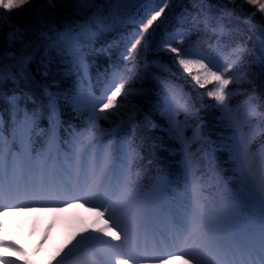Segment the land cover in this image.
<instances>
[{"label":"trees","instance_id":"16d2710c","mask_svg":"<svg viewBox=\"0 0 264 264\" xmlns=\"http://www.w3.org/2000/svg\"><path fill=\"white\" fill-rule=\"evenodd\" d=\"M165 2L169 7L148 29L129 60L124 58L131 44L128 37L150 15L145 14L141 0H95L88 5L55 0L54 6L47 0H31L7 13L10 21L0 24V53L15 79L6 78L0 84V140L5 151L11 149L10 161L20 158L33 168L40 160L60 175L77 159V149L81 159L92 147L96 155L105 147L127 160L134 155L133 186L148 205L145 225L149 210L159 208L150 230L154 239L164 238L172 221H182L191 203L194 181H199L205 202L215 208L218 230L241 227L250 222V210L229 201L239 189V168L231 158L233 129L222 118L216 101L206 94L215 84L196 85L175 62V54L168 51L165 42L180 48L184 55L200 45L221 70L235 59L232 49L243 45L242 60L228 74L238 82L226 91L233 112L242 120L247 118L245 131L255 134L249 147L259 160L264 155V45L260 40L264 13L247 0H199L195 4L193 0H155L148 6L163 7ZM198 13L201 19L209 18L207 29L203 23L194 27L193 17ZM221 17L226 26L223 37L212 31ZM90 24L91 33L83 35ZM16 28L22 35L10 40L9 33ZM177 32L185 33L183 43L171 38ZM64 33L70 34L65 39H80L78 58L61 40ZM117 71L128 78L125 87L129 94L118 97L123 106L108 114V119L93 122L90 111L76 108L72 99L81 90L99 96ZM166 84L176 85L187 102V108L178 110V122L184 126L187 139L195 136L189 147L166 132ZM25 115L32 121L31 131L22 137ZM185 153L190 154L191 168ZM158 177L166 183L157 186ZM40 219L46 229L49 219ZM70 220L61 217L59 226L45 240L40 231L34 233L31 220H27L23 233L9 242L15 247L6 248L12 256L2 248L0 258L14 264H71L73 257L66 254L77 245L85 224L75 225ZM7 225L9 229L10 223Z\"/></svg>","mask_w":264,"mask_h":264},{"label":"snow or ice","instance_id":"6c2138e0","mask_svg":"<svg viewBox=\"0 0 264 264\" xmlns=\"http://www.w3.org/2000/svg\"><path fill=\"white\" fill-rule=\"evenodd\" d=\"M31 0H0V24L5 20L10 21L7 13L13 9L22 8ZM78 4H94L95 0H76ZM119 2V0H118ZM145 5V14L151 13L146 22L141 21L138 31H134L128 37L131 47L124 57L129 60L138 45H141L145 33L169 7L164 3L163 7L156 10L155 0H141ZM163 2V0H162ZM53 5L55 0H47ZM199 3V0H193ZM256 11L264 13V0H247ZM203 12V8L200 9ZM255 15V13H253ZM223 17L213 33L220 37L226 34V26ZM104 21L102 20L101 23ZM133 23L136 21L133 19ZM194 27L200 23L209 27V18L201 19L199 13L193 17ZM83 28V26H81ZM92 31V25L83 32L87 36ZM44 33H41L43 35ZM22 35L19 28L9 33L10 40ZM69 33L61 34V40L67 44L74 58H78V45L80 39H65ZM181 35L183 43L184 35ZM264 45V35L260 37ZM220 40L214 50H219ZM147 47V45H144ZM169 52L175 54V62L183 69V72L192 78L196 85L205 87L209 83L215 84L212 90L207 91V96L213 98L236 130L233 155L239 168V189L229 197L230 203L242 210H250L251 220L239 229L218 230L215 225L217 214L215 208L205 202L203 189L199 181H194L192 187L191 203L186 207L182 221H172V227L168 230L167 242H170L173 251L161 256L139 255L146 253L147 234L145 221L148 219V205L141 199L138 188L134 187L135 180L132 175L134 155H129L127 165L119 171L112 163V153L106 150L101 161L93 157L85 165L82 162L80 150L77 149V162L63 175L49 173L45 175L41 169L39 176L27 162L20 158L9 160L11 149L5 151L4 142L0 140V211L16 210L26 203H50L65 204L74 201L79 204H90L93 210H97L100 217H107L105 226L96 229L95 235L82 237L77 245L66 255L72 256L71 264H136V261L159 260L161 264H167L163 256L172 258L173 252H179L178 258L185 259L184 264H264V155L259 160L250 152V144L254 137H249L245 131L247 118L242 120L241 115L234 113L229 105L230 93L226 91L228 86L238 80L228 75L232 72L237 62L242 60L245 51L243 45L237 44L232 49L235 59L221 70V66L213 61L212 56L197 45L187 55L182 54L180 48L172 47L165 42ZM11 55V53H9ZM131 72V69H129ZM15 79L11 72V66H5L4 55L0 53V84L6 79ZM128 78L118 71L113 73L112 79L106 84L103 93L96 96L91 90L85 93L83 90L73 97L74 106L91 109L93 122L97 119H108L114 109L122 107L118 97L127 98L128 91L125 85ZM167 90L166 104L169 111L173 108H187L182 91L176 85H165ZM110 93V94H109ZM102 114V115H101ZM252 114H255L253 108ZM31 119L25 115L21 122V136L31 131ZM30 140V135H27ZM187 157V153H186ZM192 162L189 160L188 167ZM126 169V170H125ZM163 177L157 178V186L165 184ZM9 203H5V201ZM15 201V202H13ZM68 206H74L68 205ZM102 209V211H100ZM108 221H111L109 227ZM115 229V231L113 230ZM144 234V244L141 245V236ZM105 236L110 239H105ZM14 244L0 240V248H14ZM20 251V249H16ZM0 264H14L13 261L0 258ZM60 264V262H58Z\"/></svg>","mask_w":264,"mask_h":264},{"label":"rangeland","instance_id":"374dc122","mask_svg":"<svg viewBox=\"0 0 264 264\" xmlns=\"http://www.w3.org/2000/svg\"><path fill=\"white\" fill-rule=\"evenodd\" d=\"M159 8L160 7L155 6L156 10H159ZM150 15H151V13H150ZM136 31H138V30H136ZM178 34H183L185 37L184 32H177V33H174L171 36V38L174 40H181V35H178ZM131 42H134V40ZM129 47H131V44H129ZM76 108L80 109L81 111L84 110L83 108H79V107H76ZM168 109H169V105L166 104L165 115H166V120H167V124H168L166 132H167L168 136L173 137L178 142L184 143V146L189 147L191 140L194 139L195 136H193L191 139H187L184 126L180 125L178 122V110H181L184 108H178V109L173 108L171 111H169ZM88 110L90 111V114H91V109L89 108ZM220 111H221V109H220ZM221 113H222V118H224L225 121L227 122V124H229L231 126V128L233 129V135H232V146H233V144L235 143L236 130L233 127V125L230 123L226 114L223 111H221ZM249 137L250 138L255 137V134L249 135ZM92 148H90L88 150L89 153H88V155H86V161L84 163L85 165H87L88 162L91 161L92 158L95 156L94 155V149H92ZM106 150H110V147L103 148L102 150H100L99 155L95 156V157L99 158L102 161L104 153ZM189 155L190 154L188 153L187 157H186V155L184 156L185 162L187 164L189 163V160L191 158ZM75 158H76V156H75ZM231 158L236 161V158L234 157L233 152L231 154ZM76 162H77V159L74 160L67 167V170L70 167L75 166ZM127 163H128L127 157L125 155H122L121 156V163H120L118 170H120L123 166L127 165ZM45 168H47L46 171H44ZM41 169H43L45 175H47L49 173H55L54 171H52L51 166L49 164L46 167H44V164L41 163L40 160H38L34 166V171H35V174L37 175V178L39 176ZM13 202H15V201H13ZM5 203H9V201L6 200ZM73 204H74V206H68V205H73ZM68 205L50 204V203H26L25 205L21 206L20 208H18L16 210L9 209L7 211H0V214L5 213V212H12V213H8V215H6V216L0 215V240H3L5 243L14 242L15 238L17 236H19L21 233H23V229H24L23 227L26 223H28L27 220H31V228H32V230H34V233H38L40 231L44 240L47 238V236L49 234L51 235L54 232L55 227L59 226L58 220L61 219V217L62 218L70 217V219H72V220H70L71 223L75 224V225H77L78 222L85 224L84 232L82 233V235H80L78 237L77 242L84 236L95 235L96 229L105 226V220L107 219V217L106 216L105 217L98 216L97 210H93L92 206L90 204H83L82 201L79 204H76L74 201H69ZM66 208H70V209L65 211ZM63 211H65V212L61 214V212H63ZM100 211H102V209H100ZM40 218L49 219L48 224L46 226V229L42 228V225H41L42 223L39 222ZM8 223H10L9 229H8L9 226L7 225ZM32 223H33V225H32ZM108 225H109V227L111 226V221H108ZM235 229H238V228H235ZM113 230L115 231V229H113ZM166 236L168 238V235H166ZM108 238L110 239V237H108ZM167 238L165 239L166 241H167ZM152 239H153V237H151V239H149L150 241L147 240L148 248H147L146 253L144 251H141V252H139V255H145L146 254L150 257L151 256H161L164 253L173 251L171 249L170 242H167V245H166L160 240L156 239V241H154ZM44 240L41 243H43ZM156 243H158V244L156 245ZM143 244H144V241H143ZM1 250H2V248H0V252H1ZM6 251H7V249L4 248V252H6ZM6 254L8 256H12L10 252H6ZM179 255H180L179 252H173L172 258L169 259L166 255L163 256V258L166 260L167 264H184L185 259H187V257H184L183 259H181V258H178ZM130 264H132L131 261H130ZM136 264H161V262L159 260H155V259L148 260V261L138 260V261H136Z\"/></svg>","mask_w":264,"mask_h":264}]
</instances>
